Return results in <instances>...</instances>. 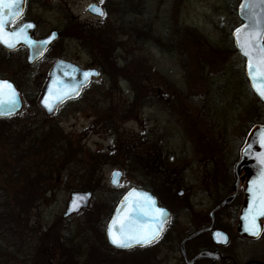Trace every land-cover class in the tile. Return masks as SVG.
<instances>
[{"label":"rangeland","instance_id":"rangeland-1","mask_svg":"<svg viewBox=\"0 0 264 264\" xmlns=\"http://www.w3.org/2000/svg\"><path fill=\"white\" fill-rule=\"evenodd\" d=\"M238 2L27 0L25 15L38 25L36 36L55 29L61 37L31 72H20L23 50L6 61L0 55V79L13 77L22 100L20 112L0 120V264L109 259L100 233L117 197L132 187H150L173 214L190 201L207 206L226 195L199 187L179 193L197 186L209 161L219 183L248 130L264 121V106L246 87L243 60L230 42ZM91 4L105 15L88 14ZM57 58L100 76L75 102L46 117L38 97ZM114 171L122 173L118 187L109 184ZM86 191L92 196L87 209L63 219L70 196ZM179 222L178 237L196 227ZM55 236L60 243L53 257L44 239ZM172 237L110 260L176 264L177 250L170 247L179 241ZM263 247L264 237L254 246L234 240L225 249L252 255Z\"/></svg>","mask_w":264,"mask_h":264},{"label":"snow or ice","instance_id":"snow-or-ice-1","mask_svg":"<svg viewBox=\"0 0 264 264\" xmlns=\"http://www.w3.org/2000/svg\"><path fill=\"white\" fill-rule=\"evenodd\" d=\"M22 0H0V44L8 48H15L16 43L23 39V42L30 48L37 50L38 43H47V41L36 42L31 40L26 32V29L32 28L31 24H24L18 27L15 31H6L5 26L15 22L20 15L22 9L19 7ZM103 3V0H101ZM261 6H264V0H256ZM249 8H253V0H248ZM91 10L100 16H104V11L96 6L91 5ZM251 23L244 26L243 29H236L234 33L237 48L242 56L246 58V74L251 83L252 88L256 93L264 99V21L256 17L253 11L249 17ZM244 33L243 36L241 33ZM93 73L85 72L83 76L87 78ZM98 75V73H95ZM75 91V88H73ZM78 94V92H76ZM68 93H62L56 97L57 102L61 101L63 96ZM18 92L15 87L7 80L0 79V115H10L17 107ZM45 107L49 111L53 110V106L44 101ZM258 142L264 147V136ZM256 159L261 165H264V152L257 155ZM121 174L113 173L112 180L114 184L118 183V178ZM252 185L247 191L252 194V201L248 209L245 210V230L254 236L260 234V225L257 223L259 217H264V169L261 170L258 179L252 181ZM135 197V198H133ZM83 195L79 198H73L71 210H77L80 203L84 202ZM131 202L132 215L135 220L125 217L123 220L119 216L112 220L107 228V233L110 242L118 248H132L135 245L141 247L150 245L159 239L166 223L168 212L166 209L156 207L155 200L145 193H138L135 190L124 197V204ZM145 224L155 225L154 227H144ZM216 237L226 242L227 238L217 232Z\"/></svg>","mask_w":264,"mask_h":264},{"label":"water","instance_id":"water-1","mask_svg":"<svg viewBox=\"0 0 264 264\" xmlns=\"http://www.w3.org/2000/svg\"><path fill=\"white\" fill-rule=\"evenodd\" d=\"M25 5H26V0H22L21 4L19 5V7L22 9V11H21L20 15L16 18V20L19 19L20 16L23 14V12L25 10ZM91 5H96V4H91ZM247 5H248V0H240L238 7H237V16H238L241 23L239 26H237L235 29H233V31L231 32V38H232L233 45H234L236 52L244 60V75H245V78L248 82V85H249L251 91L253 92V94L257 97V99L262 104H264V99H262L251 86V83H250V81L247 77V74H246V64H247L246 58L244 56H242L240 50L237 48L236 42H235V37H234V33H235L236 29H238V28L243 29L245 25L251 23L249 17L252 15L253 11L256 13V17L258 19H260L261 21H264V6H261L258 3H256V0H253V8H249ZM90 6L87 7V13L88 14H90L91 16H93L97 19L103 17V16L98 15L94 11H92ZM96 6H98V5H96ZM98 7H100V6H98ZM12 24L6 25L5 30L11 32V31L17 30L18 27L23 26L24 24H31V25H33V27L26 29L28 37L31 40L36 41V42L47 41V43H38V45H37L38 51L30 48L27 44H25L23 42V39H20L16 43L15 48H8V47L4 46L3 44H0V48L2 50H4L5 52H9V53L18 50L19 48H24L26 51L25 63L27 66L35 65V63L44 56V54L52 46V44H54L60 38V35L56 30L51 31L45 37L36 38L35 37L36 24L31 22V21L22 22L19 25L14 26V27H11ZM243 34L244 33L242 32L241 35L243 36ZM85 72H89V73H93V74L89 75L87 78H85L83 76V73H85ZM95 73H98V75H96ZM98 78H99V72L96 69H82L79 66H77L71 62H68L66 60H63V59L58 60L57 62H55V64L51 68V70L48 74L46 83L44 84V86L41 90L40 98L38 100V107L42 110V112L44 113V115L46 117H50L56 112L57 108L60 105L64 104L65 102H67L71 99L76 98L84 87L89 85V83L91 81L98 79ZM7 81H9V80H7ZM9 82L15 87V85L11 81H9ZM73 88H75V91H73ZM15 89H16V87H15ZM16 91L18 92L17 89H16ZM76 92H78V94H76ZM62 93H68V95L63 96L62 100L57 102L56 97L61 95ZM18 94H19V92H18ZM18 100H19V103H18L16 109L10 115H0V119H7L10 117H13L18 112H20V110L22 109V101L20 98V94L18 96ZM45 100H47L49 104L54 105L52 111H49L48 108L45 107V104H44ZM262 136H264V125H255L249 130V132L247 133V135L245 137L243 145L239 151L238 161L234 166L235 176H237L238 175L237 173L243 169H245L248 173V178L246 180V187H245L244 192H243L244 203H243V206L240 208V211L238 213L237 224L235 227L237 230L238 236L245 239V240H248V241H255V240L259 239V237L262 233V230H263V226H264V217H259L257 219V223L260 225V234L258 236H254V235L250 234V232L245 230V223L246 222L244 220L245 210L248 209L250 203H253L252 194L249 193L247 191V189L250 186H253L252 181L257 180L261 170L264 169V165H261L260 162L256 159V157L259 153L264 152V147H262L261 144L258 142V140ZM115 172H118L121 174V172H119V171H115ZM120 180H121V175L118 178V183L114 184L113 180H112V176H111L109 184L112 187H118L120 184ZM237 189H238V182L236 181L234 188H233V191H234L233 195L224 199L210 213V216L213 214L214 211H217L219 209H222V208L228 206L235 199L236 194H237ZM133 190H135L138 193H145L148 196L152 197L156 202L155 206L158 207L157 199L153 195H151L149 192L144 191L142 189L132 188L121 198V200L116 205V207H115V209H114V211L110 217V220L106 226V229H105V235H106V240H107L108 244L111 247L118 249V250H131L134 248H143L139 245H135L132 248H118L110 242L109 237H108V233H107V228H108L109 224H111L112 220L117 218L118 216L121 220H123L125 217H129L132 220H135V217L132 215L131 202L130 201L127 202V206H122L125 203L124 197L127 196ZM81 195H83L85 197L84 202L80 203V206L78 207L77 210H71L73 198L78 199L79 196H81ZM179 195H181V193H179ZM90 198H91L90 193H73L70 196L69 202L67 203V208H66L64 217L66 218L69 215L78 213L82 209H86L88 206ZM133 198H135V197H133ZM158 208H160V207H158ZM168 214L169 215L167 217L166 223L164 224V228H165V225L170 220V213L168 212ZM262 222H263V224H262ZM150 226L154 227L155 225H151V224H145L144 225V227L146 229ZM164 228H163V231H164ZM163 231L161 232L160 236L162 235ZM203 232H210L211 233V239L213 240V242L215 244H220L222 246H225L228 243V237L225 233L218 231V230H212V226H210L209 228L202 230V231H198V232L192 234L189 238L185 239L181 243L180 251L182 253H184L183 252L184 243L188 240H191V239L197 237L198 235L202 234ZM217 232L222 233L227 238L226 242L221 241L216 237L215 234ZM160 236H159V238H160ZM144 247H146V246H144ZM213 256L214 255H211L209 253H202L201 255L198 256V258H212Z\"/></svg>","mask_w":264,"mask_h":264},{"label":"flooded vegetation","instance_id":"flooded-vegetation-1","mask_svg":"<svg viewBox=\"0 0 264 264\" xmlns=\"http://www.w3.org/2000/svg\"><path fill=\"white\" fill-rule=\"evenodd\" d=\"M27 21H32V20L25 15V11H24L23 15L15 23H13L12 26H16L22 22H27ZM37 26L38 25L36 24V28H37ZM52 30H55V29H52ZM58 33L61 37V33L59 31H58ZM52 46L48 49V51L51 50ZM19 50H23L25 52V50L22 48ZM48 51L45 53V56L41 60H43L46 57ZM25 55H26V53H25ZM41 60H39L34 66L28 67V68L32 69V68L36 67V65ZM58 60H62V59L57 58L53 62V64L51 65L50 70L53 67V65L55 64V62H57ZM66 61H68V60H66ZM68 62H71V61H68ZM71 63H73V62H71ZM73 64H75V63H73ZM75 65H77V64H75ZM48 74L46 76L45 82L47 80ZM40 93H41V91H40ZM80 94H82V91ZM39 97H40V95H39ZM78 97L65 102L59 108L72 104L73 102H75L77 100ZM242 144H243V142H242ZM242 144H241L240 148L242 147ZM240 148H239V150H240ZM239 150H238L237 155L235 157V161H233L232 168L230 170H227V173H224L222 175V180L219 183L213 182V180H212L214 175L210 172V170H211L210 167H207V166H209V163L212 161H209L207 164H205V165L203 164L204 170H203V173L200 175L201 179L196 182V183H198L197 186H195V184L193 186L192 185H185V187H182L183 189H181V191H180L181 194L185 193V192L186 193L192 192V191H194L195 187H199V189L197 191H206V192H208L209 190H223L224 189L227 192L226 195L224 197H222V199L218 200V202H216V203L214 201H211L210 203H208L207 206H203V205L197 206V205H194V203H192L190 201L187 206L182 207L181 211L176 213V214H173L170 210L169 212L171 214V218H170V221L166 224L162 235L160 236V238L156 242L152 243L151 245H148L147 247L134 248V249L127 250V251H122V250L115 249L108 244V242L106 240L105 229H106L108 220H109V218L113 212V209H114V207H113L109 213L108 218H107V223L105 225L103 233H100L101 235L99 237V240L101 241L100 242L101 245L105 246L104 248L106 249L107 254L109 256V259L107 258V260H105L103 262L107 261V263L113 264V260H110L111 256L112 255H118V254L123 253V252H126V253H132V252L142 253V252L152 248L154 245H156L157 242L162 240L166 235L167 236L173 235V237L171 238V242H173L174 240L179 241L178 245H176L177 244L176 243L170 247L171 249L173 248L172 251L177 250L176 255H175L176 256V259H175L176 264H264V247L261 249L253 250L251 252V253H253L252 255L247 254L246 251H243L241 248H238L234 251H228L225 249L229 245V243L234 241V240H238L242 243L251 244L252 246H254L256 242L258 243L259 240L261 241V239L264 237V226H263V230H262V233H261L259 239L255 240V241H248V240H245V239L239 237L237 230L235 228L236 224H237L238 213H239L240 208L243 206V203H244L243 192L245 189L246 180L248 178V173L245 169L238 172L237 176H235V173H234V166L237 163L238 158H239ZM236 181L238 182V189H237V194H236L235 199L227 207H224L222 209L214 211L213 214L210 216V213L224 199L230 197L233 194V188H234ZM140 189H144L145 191H148L149 193H151L154 197H156V199L158 201V205L160 207H164L161 204L159 197L153 193V191L150 189V187L143 186V187H140ZM77 193H91V192L86 191V192H77ZM82 210H85V209H82ZM82 210H80V211H82ZM64 215L62 217L63 219H65ZM72 215H74V214H72ZM72 215H69L68 217H70ZM180 220L184 223V225L190 226L192 224H195L196 227L191 229V231L182 232L181 235L178 237V234L176 233V231L180 230L181 227L183 226L179 222ZM225 222H228L230 224L228 226L229 228L223 224ZM262 224H263V222H262ZM210 226H212V230H218V231H221L227 235V237H228L227 245L222 246L220 244H215L213 242V240L211 239V233L210 232H203L202 234L198 235L197 237H195L191 240H188L184 243V245H183V252L184 253H182L180 251L181 243L185 239L189 238L192 234H194L198 231H202V230L209 228ZM60 239H61V237H60ZM62 239L65 240L64 235H63ZM199 240H200V242H199ZM53 241L54 240L47 241L45 251H46V255L52 253V256L54 257L56 254V250H57L56 248H57V246L59 247L60 241L56 244ZM202 253H209V254L214 255V256L212 258H198V256L201 255ZM140 257L143 259L144 258L143 254L140 255ZM155 258H156V254L153 255V261H155L154 260ZM103 262L99 263V264H103ZM146 264H149V263H146Z\"/></svg>","mask_w":264,"mask_h":264},{"label":"trees","instance_id":"trees-1","mask_svg":"<svg viewBox=\"0 0 264 264\" xmlns=\"http://www.w3.org/2000/svg\"><path fill=\"white\" fill-rule=\"evenodd\" d=\"M236 7H237V5H236ZM234 13H235V15H236V8H235V12H234ZM236 17H237V16H236ZM237 19H238V18H237ZM135 31H136V30H135ZM230 38H231V37H230ZM230 42L232 43V40H230ZM235 52H236V51H235ZM0 55L3 56L2 58H3V60H5V61H6L7 58L10 57V54H7V53H5V52H3V51H1V50H0ZM2 58H1V60H0V63L2 62ZM20 67L22 68V70H21L20 72H22V71H29V72H31V69L28 68L27 66H25L24 62L21 63ZM24 76H26L27 79L31 80V76H30V75L25 74ZM243 77H244V74H243ZM10 80L15 84V79H13V77H11ZM244 82H245L246 87H248V84H247V81H246L245 78H244ZM248 89H249V88H248ZM257 101H258V100H257ZM258 103L260 104L259 101H258ZM259 124L264 125V121L259 122ZM117 200H118V197H117L116 201H117ZM0 215H2V214H0ZM49 232L51 233L52 231L50 230ZM47 235H48V234H47ZM45 236H46V235H45ZM49 239H50V238L45 237L44 241L47 242V241H49ZM52 240H54V238H53ZM53 242H54L55 244L58 243V237H57V236H55V240H54ZM56 249H57V248H56ZM47 264H48V263H47ZM74 264H77V261H75Z\"/></svg>","mask_w":264,"mask_h":264}]
</instances>
